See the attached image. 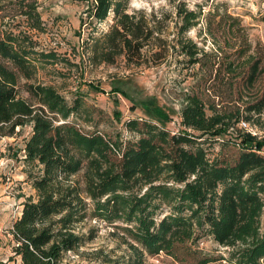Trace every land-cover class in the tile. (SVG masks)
I'll list each match as a JSON object with an SVG mask.
<instances>
[{
	"label": "trees",
	"instance_id": "16d2710c",
	"mask_svg": "<svg viewBox=\"0 0 264 264\" xmlns=\"http://www.w3.org/2000/svg\"><path fill=\"white\" fill-rule=\"evenodd\" d=\"M38 5L0 0V138L32 128L25 162L35 170L36 197L10 229L21 264H63L97 238L96 229L78 231L88 221L121 230L115 235L126 246L120 256L92 253L99 264H146L162 253L179 264H264V137L241 126L264 131V44L252 45L240 19L216 11L206 19L184 1L175 12L147 13L131 11L130 0H88L80 54L89 65L174 60L196 86L177 133L141 118L125 122L130 137L86 130L78 119L93 112L83 95L69 102L36 81L49 65L78 67L39 48L32 35L45 30ZM203 19L208 49L189 36ZM207 239L228 254L205 251Z\"/></svg>",
	"mask_w": 264,
	"mask_h": 264
},
{
	"label": "rangeland",
	"instance_id": "374dc122",
	"mask_svg": "<svg viewBox=\"0 0 264 264\" xmlns=\"http://www.w3.org/2000/svg\"><path fill=\"white\" fill-rule=\"evenodd\" d=\"M37 1L45 29L44 32H32L39 42V48L55 50L78 67L68 68L65 63L49 65L39 70L36 81L54 86L69 102H73L75 95H83L93 112L90 119L85 115L78 119L83 128L123 132V135L130 137L125 122L141 118L154 121L171 132L182 130L181 112L186 94L195 90L196 86L186 65L169 60L157 67L128 69L125 62L120 61L114 66L93 67L80 54L88 36V31L81 26L88 0ZM180 1L186 2L190 9H203L206 19L209 12L213 11L223 15L228 13L240 19L252 45L259 42L264 44V0H130V10L175 12V6ZM111 23L109 19L99 25L100 31L107 30ZM24 25L21 27L24 28ZM189 36L201 47L208 49L211 46L204 19L197 28L190 31ZM205 99L211 103L214 101L210 96ZM247 129L259 138L264 137V131L255 126H247ZM31 133L32 128L26 127L21 131L17 129L13 137L0 138V264H21L20 259L14 255L10 229L20 216L22 204L30 197H36L29 178L35 170L25 162V146ZM219 150L220 146L216 144L213 152ZM91 229L97 230V238L80 251L68 253L63 264H99L92 255L98 250L104 254L113 252L115 256L126 252V246L115 235V232L120 233L121 230L97 221H88L78 227V231L83 233ZM201 247L215 256L228 254L227 248L212 239L204 241ZM146 264L179 263L162 253L147 257Z\"/></svg>",
	"mask_w": 264,
	"mask_h": 264
},
{
	"label": "built area",
	"instance_id": "2783aa9c",
	"mask_svg": "<svg viewBox=\"0 0 264 264\" xmlns=\"http://www.w3.org/2000/svg\"><path fill=\"white\" fill-rule=\"evenodd\" d=\"M242 125H243L244 127H247V124H245V123H242Z\"/></svg>",
	"mask_w": 264,
	"mask_h": 264
}]
</instances>
